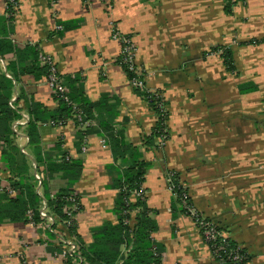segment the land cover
Masks as SVG:
<instances>
[{
  "label": "crops",
  "instance_id": "0c3cea01",
  "mask_svg": "<svg viewBox=\"0 0 264 264\" xmlns=\"http://www.w3.org/2000/svg\"><path fill=\"white\" fill-rule=\"evenodd\" d=\"M16 1L9 24L5 1L0 0V39L11 41L15 51L26 45L39 48L61 76L81 77L79 84L90 101L102 95L118 99L117 127L151 163L144 188L157 223L152 239L161 248L162 264H221L173 200L169 171L178 174L192 206L248 252L249 264H264V0ZM68 22L76 26L57 36L59 24ZM111 23L135 44L147 88L164 97L169 137L162 150L156 138L146 144L157 117L115 62L121 45L111 38ZM15 61L16 53L6 52L0 69ZM17 86L23 109L32 99L55 108L47 79L25 73ZM88 126L92 132L84 144L77 137L84 128L72 119L38 128L42 154L60 161L64 156L55 146L61 140L65 158L80 164L73 183L61 173L49 177L45 165L37 166L51 194L71 189L78 196L81 210L75 220L86 245L94 229L116 223L117 193L110 147L98 134L97 119ZM14 140L33 151L20 129ZM4 170L0 158V183L7 186ZM46 238L43 226L0 223V264H64Z\"/></svg>",
  "mask_w": 264,
  "mask_h": 264
},
{
  "label": "trees",
  "instance_id": "16d2710c",
  "mask_svg": "<svg viewBox=\"0 0 264 264\" xmlns=\"http://www.w3.org/2000/svg\"><path fill=\"white\" fill-rule=\"evenodd\" d=\"M57 1L59 0H49L50 4ZM230 3L234 4L235 2L230 1ZM9 7L7 3L6 20L11 24L16 11L13 12ZM59 25L60 29L55 32L57 36H61L64 30L76 26L73 22L60 23ZM9 51L16 53V61L6 66L5 71L0 69V158L4 164V171L8 174V185L2 186L0 183V223L24 222L39 224L43 222L39 216V208L41 201L44 200L47 208L52 211L53 224L68 223L67 227L63 225L64 228H62L60 234L64 238H75L83 260L80 264H162L161 248L157 247L152 239V233L157 230V223L152 218L151 209L146 203L144 188L145 175L151 167V163L142 158L139 150L125 139L123 130L117 127L115 117L117 115L118 99L102 95L97 101L92 102L79 84L81 77H63L56 72V75L69 90L67 101L52 94V99L56 102L54 109L47 108L33 99L23 109L19 106L23 92L21 87H16L20 76L28 73L32 74L36 80L47 79L50 74V67L41 64L39 55L43 53L36 46L26 45L23 49H16L15 51L11 41L0 39V58ZM223 55L227 61L229 58L231 59L229 51L224 52ZM115 62L122 68L127 79L133 77V73L122 62L121 54ZM133 90L147 101L148 106L157 117L154 130L145 138L146 144H150V139H159L163 134L161 130L164 128L166 130L165 135L168 138L166 110L160 111L157 108L154 95L148 99L147 93L139 89ZM157 91L161 93L160 90ZM10 103L14 106L13 108ZM163 108L165 109V100H162ZM23 113L28 116V120L23 126L18 125V129L27 137V144L33 147V151H27L26 154L15 144L14 139L17 133L12 129L13 124L22 119ZM77 113H79L83 122L98 120V134L109 145L116 164V166L111 167L116 172L112 179V188L117 190L113 208L116 223L105 222L94 229L92 242L88 245L83 243L77 232L75 216L81 210L78 196L74 195L71 189H60L51 194L46 181L42 182V194L39 195L36 192L32 169V163L36 166L43 164L49 177L55 173H61L68 179L70 184L76 180L80 174V164L73 162L70 158H65L64 151L60 150L61 140L55 146L56 151L64 156L60 161H57L49 153L42 154L38 146L40 141L38 128L51 122L54 125L59 123L64 125L68 119H72L78 126L80 122L76 118ZM91 132L90 126L85 127L83 130L79 129L77 137L81 144H84L83 141L87 133ZM170 173L172 174L173 187L171 193L173 200L180 205L181 211L189 216L190 214L184 208V205L187 204L192 206L187 191L179 183L178 174L174 171H169L167 174ZM10 190L15 192L14 196L10 195ZM138 193L139 195L136 196ZM70 196L77 205V209L72 213V218L67 214L71 209V205H73L71 201L67 200ZM65 207L68 209L67 212L64 211ZM28 213H31V217ZM197 215L202 217L198 212ZM204 219L212 222L208 218L204 217ZM192 220L195 221L194 218ZM212 224L218 232L226 235V238L217 236L216 240L207 243L213 259L221 264H249L251 256L248 252L224 233L223 228L213 222ZM198 232L205 241L202 230L199 229ZM46 233L49 240L54 238L51 232L46 231ZM220 244L222 246L221 250L218 249ZM50 245L53 246L51 247L53 252L61 251L59 246L53 244V242H50ZM235 255L239 256L238 260H234ZM64 264H76V262H74V259L68 258Z\"/></svg>",
  "mask_w": 264,
  "mask_h": 264
},
{
  "label": "built area",
  "instance_id": "2783aa9c",
  "mask_svg": "<svg viewBox=\"0 0 264 264\" xmlns=\"http://www.w3.org/2000/svg\"><path fill=\"white\" fill-rule=\"evenodd\" d=\"M232 2H238V1H244V0H230ZM10 6L9 8L14 12L17 10L18 4L16 0H6L5 1V5ZM111 38L113 40H116L120 43L121 45V49H120V54H121V59L122 62L127 66V68L130 70V72L133 73V77L131 79H128V82L130 84V86L133 89H139L140 91H143L145 93L148 94V99L150 96L154 95V97L156 98V106L157 108H159L160 111H165V109H162V100H164V97L162 95V93H159L157 90H150L147 88L146 86V82H145V72L144 70L139 67L136 64V54H137V48L135 46V44L133 43L131 37H128L127 35L122 34L116 27V25L114 23H111ZM39 60L41 62V64H46L50 67V74L48 75L47 78V82L51 87V90L53 92L54 95L59 96L61 98H63L64 100L67 101V94L69 92L68 88L66 87V85L63 84L62 80L56 75V67L52 61V59L49 56L40 54L39 55ZM147 102V101H146ZM10 106L13 108L14 106L10 103ZM76 118L78 119V121L80 122L78 127L80 128H85L89 125V122L85 121H81L80 115L79 113L76 114ZM28 120V116L26 114H22V119L17 121L16 123L13 124L12 129L17 133L18 135V125L23 126ZM49 125H54V123H50ZM62 125L61 123H59L56 126ZM163 132V134L160 136L159 138V150H161L162 148H164L165 144H166V140L168 139L165 135V128L163 130H161ZM84 146H83V150H84ZM21 151L23 153H27V151L25 150V148H21ZM33 164V177H34V181L36 184V192L41 195L42 193V182H43V174L41 173L40 169L37 168V166ZM172 174H167V181L169 183L170 189L173 187L172 185ZM10 195L14 196L15 192L13 190L9 191ZM139 195L136 194V196ZM67 200L71 201L73 203V205H71V209L67 212V208L64 209L65 212H67L69 217H73V211H75L77 209V205L76 203H74V199L70 196L67 198ZM184 208L188 211V213L190 214L189 216L193 219H195L194 223L196 228L199 230H202V233L205 235V241L204 243L207 245V243H211V241H214L217 239V236H221L222 238H226V235L223 233L218 232L215 229V226L212 224V222L206 221L204 219V217H198L197 215V210L191 206V205H184ZM47 205L46 202L44 200L41 201V206L39 208V216L42 219V221L45 224H42V226L49 232L56 234L54 232V230L50 227V226H57V224H52L51 219H53L51 217V215H47ZM29 217H31V213H28ZM34 225V224H31ZM59 225L62 224H58V227H54L55 229L58 230ZM64 226H68L67 224H63ZM64 228V227H63ZM61 233V232H60ZM57 232L58 236H57V240H60V244L62 247H59V249L61 250L58 254L57 257L60 258L62 261L66 262V260L68 258L70 259H74V262H76V264H80L82 263V257L80 255V251L78 248V245L75 241L74 237H62V234H60ZM224 241V240H222ZM209 248V247H208ZM218 249H222V246L220 244ZM210 250V248H209ZM211 253V252H210ZM212 255V254H211ZM238 255L234 256V260H238Z\"/></svg>",
  "mask_w": 264,
  "mask_h": 264
},
{
  "label": "rangeland",
  "instance_id": "374dc122",
  "mask_svg": "<svg viewBox=\"0 0 264 264\" xmlns=\"http://www.w3.org/2000/svg\"><path fill=\"white\" fill-rule=\"evenodd\" d=\"M167 125V124H166ZM167 131H168V129H167ZM157 147H159V143H160V141H159V139H157ZM163 149V148H162ZM161 149V150H162ZM168 185H169V183H168ZM54 194V193H53ZM74 195H75V193H73ZM66 208V207H65ZM64 208V209H65ZM198 212V211H197ZM199 213V212H198ZM51 215V217L53 216L52 215V211H50V209L48 208V211H47V215ZM53 218V217H52ZM192 219V218H191ZM51 221H52V224L54 223V218L53 219H51ZM193 221V220H192ZM194 223V222H193ZM28 224H34V223H28ZM42 224H45L44 222H41V223H39V224H34V226L35 227H40V226H42ZM65 224H67V222L65 223ZM53 230H54V232L56 233V234H53L54 235V238L53 239H51V240H49V238H46L48 241H52L53 242V244H56L57 246H59V247H62L61 246V244H60V240H57V236H58V234H57V232L58 233H60L61 232V230H62V228H63V224L62 225H59V228H58V230L57 229H55L54 227H58V224H57V226H50ZM65 227H67V225L65 226ZM45 231H47L46 229H45ZM76 241V240H75ZM76 243H77V241H76ZM62 262H64V261H62Z\"/></svg>",
  "mask_w": 264,
  "mask_h": 264
}]
</instances>
